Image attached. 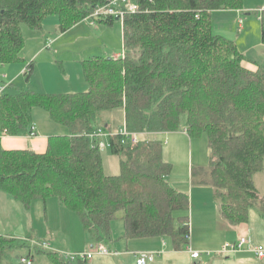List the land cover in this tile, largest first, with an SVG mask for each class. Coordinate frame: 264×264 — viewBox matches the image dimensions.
Here are the masks:
<instances>
[{
	"label": "trees",
	"instance_id": "obj_1",
	"mask_svg": "<svg viewBox=\"0 0 264 264\" xmlns=\"http://www.w3.org/2000/svg\"><path fill=\"white\" fill-rule=\"evenodd\" d=\"M106 1L0 0V65L18 60L22 25L40 30L46 17L56 16L64 33ZM135 1L138 10L121 22L123 57L81 62L85 92L6 93L10 85H4L0 192L26 210L57 199L77 216L92 251L111 242L110 224L120 213L125 240L169 237L177 252L189 244V197L168 182L172 166L163 159V144L148 135L182 129L189 137L204 135L210 157L209 181L202 183L212 187L229 225L247 224L251 209L263 211L255 178L264 170V66H247L233 41L212 32L211 13L240 10L243 0ZM114 21L120 20L96 22ZM260 27L264 45V10ZM32 72L30 64L26 81ZM33 109L67 134L48 137L42 153L5 150V136H33ZM114 110L123 114L127 133L145 134L135 145L103 120ZM102 130L119 161L116 176L103 173L96 141ZM27 241L37 253L55 256V264H88L51 252L43 241ZM27 241L0 235V264L11 251L29 248ZM28 259L33 264L30 252Z\"/></svg>",
	"mask_w": 264,
	"mask_h": 264
},
{
	"label": "rangeland",
	"instance_id": "obj_2",
	"mask_svg": "<svg viewBox=\"0 0 264 264\" xmlns=\"http://www.w3.org/2000/svg\"><path fill=\"white\" fill-rule=\"evenodd\" d=\"M263 10L264 0H243L240 11H219L211 16L213 34L235 42L238 53L247 57L244 60L245 64L253 67L264 66V46L260 43L259 22ZM239 20H242L244 31L238 29ZM21 33L24 44L18 60L0 65V83L2 86L10 85L6 93L19 90H30L39 94L85 92L87 85L83 78L81 62L92 57L112 58L114 54L123 52L121 21H114L111 25L99 23L94 26L90 19L85 18L61 33L58 18L48 16L43 20L40 30L22 25ZM30 64L33 66V72L29 81H26L23 73ZM102 115L103 120H106L114 131H121L124 128L123 114L120 110ZM62 130L67 134L66 129ZM182 130L156 134L154 139L162 142L163 159L172 166V172L167 177L168 182L188 194L189 244L182 251L176 252L169 237L126 242L124 226L120 220L122 215L119 213L110 224L111 242L107 247L110 251L117 250L119 254L125 250L130 252L131 256L125 258L123 264H135V257L138 254H152V262L149 264H241L235 262L233 256L223 253L226 245L233 244L228 242L232 237L228 234L229 230H226L227 222L219 214L218 202L214 200L211 186L202 183L209 181L210 151L207 139L204 135L189 137ZM108 140L109 136L105 130H102L96 139L100 147L104 175L116 176L119 174V161L111 155ZM262 173L256 176L255 184L264 193V171ZM191 191L193 195L196 194L193 200ZM0 198L2 201L6 199L13 201L10 196L3 193H0ZM7 202L5 205H8L9 211L0 217V223L4 226H0V232L4 228L3 230L8 234L23 242L27 241L26 238L42 241L37 235L29 234L27 227L24 228L25 224L19 223L22 214L27 210L21 204L22 210L14 208V202ZM40 213L42 214V209L37 211L36 208L31 207L30 214L31 219L35 220V223L33 222L35 229L41 228L38 225L43 223ZM244 239L246 244L241 251L251 252L252 246L249 247L247 238ZM28 245L29 248L11 251L9 258L3 263L21 264V258L29 260L30 252L33 264H55L57 259L55 256L39 254L31 243L28 242ZM187 246L192 251L201 253L198 260L190 258L186 250ZM88 252L92 253V250L89 249ZM231 254L234 253H229ZM110 259L115 264L114 259ZM77 263V261L72 262V264ZM244 264H255V262L249 261Z\"/></svg>",
	"mask_w": 264,
	"mask_h": 264
},
{
	"label": "crops",
	"instance_id": "obj_3",
	"mask_svg": "<svg viewBox=\"0 0 264 264\" xmlns=\"http://www.w3.org/2000/svg\"><path fill=\"white\" fill-rule=\"evenodd\" d=\"M215 12H219V11H215ZM215 12H212L211 16H213V13ZM97 24H98L97 22L93 23L94 26ZM237 24L239 31L242 30L243 29L242 20H239ZM260 43L262 44L261 34H260ZM120 54L121 53L114 54L112 58L115 59L116 57H119ZM246 58L247 57H245L244 59ZM32 123H33V133H34L33 136H21V137L5 136L1 140L2 147L5 150H28L34 153H42L45 150L48 137L54 135H63L65 133V132L63 133L62 130L63 128L53 123L50 120L48 114L41 109H33ZM155 136L156 134L149 136V138L154 139L156 138ZM210 188L213 192L212 187ZM255 188L257 190L259 197V206H261L264 209V193L261 190H259L256 184H255ZM195 196L196 194L193 195V191H191L192 200L194 199ZM6 200L9 202H14L13 203L14 208L22 210L19 202L13 199H12L13 201H10L9 199ZM6 200L2 201V199L0 198V204H2L0 206V217L3 216L4 213H8L9 211L8 205H5L6 203H8ZM214 200L217 201L216 198ZM31 207L36 208L37 211L38 209H42V214L41 213L40 214L42 216L41 219L43 220V223H41V225H38V227L41 228L35 229L34 227L35 220L31 219L32 215L30 214L31 208L30 210H27L26 213L22 214V218L19 219V223L25 224L24 228L27 227L26 229L30 231L29 234L31 233L37 235L39 239H42V241L47 245L48 249L51 252L57 253L59 255L73 254L78 252H88L89 249H91V247H94L91 246V243L88 240L87 235L84 232V229L81 223L79 222L77 216L72 212L68 211L66 208L62 207L57 201V199L51 198L46 200L45 202L36 201L32 203ZM218 210H219V214L221 215L219 209V203H218ZM23 212L25 211L23 210ZM226 224L228 227V229L226 230H229L228 234L232 237V240H228L229 243H236L240 238L245 237L249 242V247L250 246L264 247V211H260L259 208L251 209V211L249 212V220L247 224L241 226H231L228 223ZM0 226L4 227L1 223ZM3 229L4 228H2L0 232L1 235H6L15 238V236L8 234V232H6ZM28 231L26 233H28ZM145 240H151V239H145ZM125 241L129 242L127 240ZM115 247H117V244L115 245ZM115 251L117 252V250ZM227 255L233 256V260L241 264H244V262L248 263L249 261H254L255 264H264V259L262 260L257 259L255 255L252 254L249 250L236 252L231 255L227 253ZM128 256H131V254L129 251L125 250V252H123L122 254H119L117 252V255L115 256H95L88 261V264H111L112 261L110 258L114 259L115 264H123L126 261L125 258H127ZM151 262L152 260L149 263Z\"/></svg>",
	"mask_w": 264,
	"mask_h": 264
},
{
	"label": "built area",
	"instance_id": "obj_4",
	"mask_svg": "<svg viewBox=\"0 0 264 264\" xmlns=\"http://www.w3.org/2000/svg\"><path fill=\"white\" fill-rule=\"evenodd\" d=\"M138 10V6L136 4L135 0H107L106 4L101 6H96L93 10V13L87 17V19H90L92 23H95L97 20H105L109 18L118 19L121 22L123 21L126 14L134 13ZM122 56V53H121ZM120 57V56H119ZM116 57L115 59L119 58ZM123 57V56H122ZM1 79V76H0ZM1 81V80H0ZM5 90V86H2L0 83V94ZM119 133L126 137L131 144L135 145L138 143L139 139H141L145 134H129L126 132V130L123 128ZM184 133L186 134V131L184 130ZM100 132H98V135ZM147 136V135H146ZM150 136V135H148ZM190 241V239H189ZM246 244V240L244 238H241L238 240L237 243H233L231 245H226L223 248V253H236L243 249V246ZM187 252L189 253L190 257L192 259H198L201 256V253L192 251L190 247L187 246L186 248ZM251 252L255 255L257 259H264V247L262 246H253L251 249ZM109 255H117L116 252L110 251L109 248H107L104 245H98L92 253L89 252H79L75 254H68L66 255V259L69 261H74L75 258L81 259V260H90L95 256H109ZM136 261L135 264H148L152 260V254H138L135 257ZM21 262L23 264H30L29 261L26 259H22Z\"/></svg>",
	"mask_w": 264,
	"mask_h": 264
}]
</instances>
